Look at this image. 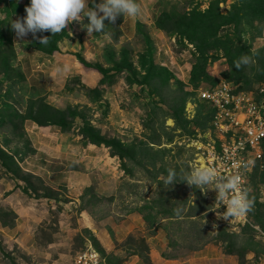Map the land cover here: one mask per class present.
<instances>
[{"label": "rangeland", "instance_id": "1", "mask_svg": "<svg viewBox=\"0 0 264 264\" xmlns=\"http://www.w3.org/2000/svg\"><path fill=\"white\" fill-rule=\"evenodd\" d=\"M213 1L142 0L147 24L138 27L134 38L118 41L104 67L78 65L81 72L69 76L65 87L46 92L27 84L20 55L24 47L40 44L41 37L57 38V46L70 35L65 28L53 35L29 34L21 42L9 21L26 15L28 0H0V264H75L48 248L63 238L65 220L75 225L74 213L69 218L40 199L69 196L66 185L52 191L32 169L41 167L42 152L47 165L57 166L52 153L60 152L58 140L81 141L85 130L120 142L126 154L121 159L113 147L102 144L117 158L108 164L117 167L107 198L110 206L114 203L118 214L138 213L147 227L157 226L168 244L160 252L164 259L142 264H264V144L260 166L248 182L253 207L246 222L244 216L222 218L226 206L218 208L216 190L205 189L212 185L200 189L181 180L199 166V143L218 138L210 131L208 107L193 90L220 81L254 90L264 82V14L253 0H217L222 14H239L236 22L219 28L216 36L222 43L207 47L177 32L182 16L205 11ZM223 45L227 52L220 49ZM242 56L252 62L237 69L234 62ZM45 105L51 113H63L52 124L38 115ZM168 169L176 172L171 185L163 183ZM75 234L67 249L85 250ZM124 242L141 254L147 249L141 236Z\"/></svg>", "mask_w": 264, "mask_h": 264}, {"label": "crops", "instance_id": "2", "mask_svg": "<svg viewBox=\"0 0 264 264\" xmlns=\"http://www.w3.org/2000/svg\"><path fill=\"white\" fill-rule=\"evenodd\" d=\"M99 2L100 0H88L87 9L95 7ZM136 2L141 8V16L130 19L120 15L112 24L105 20L106 25L102 33H88L84 27L89 22L88 18L82 16L81 20H73L67 24L66 30L70 36L57 43L59 49L47 53L33 46L24 47L20 55V66L27 84L46 92L61 90L69 76L81 72L80 69L84 66L77 54L89 64L104 67L105 58L117 48V42L134 38L138 27L147 24L144 4L142 0ZM65 50L67 53H64ZM57 64H67L70 72L66 76H57L54 72ZM78 65H82L80 69ZM67 143L58 140L56 146L60 152L57 156L54 155L56 152L52 153L57 166L47 165L48 156L44 157L42 152L39 158L41 167L38 170L31 168L32 175L42 180L52 191L58 192L60 187L66 185L69 193V196H64L63 199L61 194H58L57 198L40 199L53 204L51 207L57 208V212L70 215L67 216L69 218L73 217L74 213L75 225L70 226L66 220L62 221L65 228L61 230L60 237L63 238L48 245L50 252L56 253L62 259L69 257L75 262L79 251L71 252L72 248L67 247L70 245L68 240H72L75 233H79L84 248L91 244L89 240L94 238L101 249L102 259L110 261V264H142L145 260L164 259L161 253L167 249L168 244L157 226L147 227L143 218L136 212L118 214L115 204L110 206L111 203H108L111 183L117 172V167L108 164L109 161L116 163L117 158H113L102 145L85 143L84 140ZM65 146H68L67 150ZM68 228L69 231L72 229L70 233L67 232ZM146 231H151V234H146ZM137 236L143 237L147 245L144 254L132 250L130 245H124L127 238Z\"/></svg>", "mask_w": 264, "mask_h": 264}, {"label": "built area", "instance_id": "3", "mask_svg": "<svg viewBox=\"0 0 264 264\" xmlns=\"http://www.w3.org/2000/svg\"><path fill=\"white\" fill-rule=\"evenodd\" d=\"M193 91L209 109L210 131L218 133L214 140L198 142L199 166L213 167L220 176L238 177L240 187L248 192L250 177L263 157L264 82L254 90H238L231 82L220 81ZM75 263L105 264L91 245L79 252Z\"/></svg>", "mask_w": 264, "mask_h": 264}, {"label": "clouds", "instance_id": "4", "mask_svg": "<svg viewBox=\"0 0 264 264\" xmlns=\"http://www.w3.org/2000/svg\"><path fill=\"white\" fill-rule=\"evenodd\" d=\"M88 0H30L26 7V15L9 21L12 30L18 40L23 42V38L32 34L34 37L38 32L50 31L53 34L63 31L67 24L73 20H81L82 16L88 18V23L84 25L88 33H102L105 29V20L110 24L114 23L120 15L128 18L141 16V8L136 0H100L95 7L87 9ZM40 44L48 43L47 37H41ZM251 58L242 56L234 62L239 69L242 65H249ZM57 76H66L70 72L67 64H57L54 68ZM189 185L200 188L208 185L205 189L216 190L215 203L220 208L226 206V210L221 214L224 220L243 217L251 211L253 201L249 198L247 191L240 187V180L236 176H220L213 167H196L183 175L182 179ZM177 181L174 169H168V174L164 178L165 185H171ZM218 208H210L216 210ZM179 209L177 212L179 213Z\"/></svg>", "mask_w": 264, "mask_h": 264}, {"label": "trees", "instance_id": "5", "mask_svg": "<svg viewBox=\"0 0 264 264\" xmlns=\"http://www.w3.org/2000/svg\"><path fill=\"white\" fill-rule=\"evenodd\" d=\"M30 0H28V3ZM255 4L257 3V11L259 13L264 14V0H253ZM237 14L235 12L230 11L228 14H222L218 8V1H213L210 6L205 11H198L192 10L191 12L187 13L185 16H182L177 22V32L182 35L186 40L191 41L193 43H204L207 47H210L211 44L222 43L216 35L219 30L224 25H228L231 23L236 22ZM239 16V14H238ZM48 39V37H47ZM56 39L55 37H51L48 39L49 45L38 44L31 45L35 48L43 50L47 53H51L52 51L56 50ZM224 44V43H223ZM220 49L225 50L227 52V48L223 45ZM77 58L79 61L88 66L89 62H86L79 54H77ZM87 63V64H86ZM153 66L154 61H153ZM153 67L151 70H154ZM264 69V67L262 68ZM98 70V68H97ZM262 74H264V70H262ZM156 87V85H155ZM241 88V87H240ZM246 89V88H243ZM50 107L45 105L42 106L41 109L38 111V115H43L46 121L49 124H52V121L55 120L54 118L56 115H62L63 113L57 112L54 110V113L50 112ZM64 120H62L63 122ZM83 140L85 143H92L96 145L106 144L107 146H111L115 149V154L118 155L119 158L123 159L126 154L125 151L121 148L122 144L116 140L106 141L103 139L101 135L95 133L93 130H85L83 131ZM255 174V173H254ZM262 179L264 180V170L262 172ZM93 245H95L98 253L102 254L101 249L98 248L97 242L94 238H91ZM229 253L234 254V251L229 248ZM106 264H110V261L106 260ZM114 264V263H113Z\"/></svg>", "mask_w": 264, "mask_h": 264}]
</instances>
